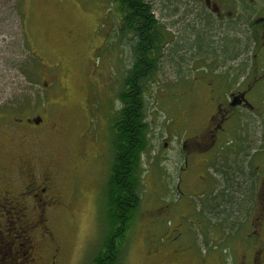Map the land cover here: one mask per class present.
Masks as SVG:
<instances>
[{"label":"rangeland","instance_id":"374dc122","mask_svg":"<svg viewBox=\"0 0 264 264\" xmlns=\"http://www.w3.org/2000/svg\"><path fill=\"white\" fill-rule=\"evenodd\" d=\"M146 1L169 34L153 79L143 83L147 147L141 154L140 200L113 264H154L149 260L150 247L165 243V233L177 223L183 241L200 246L203 235L198 232L203 225L191 224V210L197 212L196 206L208 193L196 185V169L183 157L191 151L187 139L205 135L203 126L220 98L208 90L209 75L201 66L209 61V47L224 37L225 45L239 54L228 60L227 71L230 62L246 67L247 25L263 2L210 0L226 14L221 28L219 19L208 25L207 17L198 14L205 0ZM16 4L17 0H0V144L11 146L15 168L33 166L37 174L49 173L60 201L48 209L53 240L63 254L59 264H85L98 255L115 221L108 200L113 156L110 119L115 121L118 93L133 60L129 35L119 30L111 0H25L26 46L19 42L21 9ZM31 55L36 69L28 66ZM250 101L255 103L254 96ZM37 115L46 121L36 130L39 138L23 142L6 132L7 126L34 128L17 119ZM229 130L225 136L237 135L234 126ZM5 155L10 157L11 152ZM2 162H7L5 157ZM199 172L205 175L204 168ZM10 209L0 206V259L7 256L4 248L10 244L14 252L18 248L14 261L20 264L32 248L21 234L25 223L16 213L11 214L12 222L5 217ZM39 212V206H32L29 216L36 226L47 227ZM209 219L210 232L216 235L215 219ZM38 230L34 227L36 248L47 254L46 229L41 228L45 236ZM35 264L47 261L35 254Z\"/></svg>","mask_w":264,"mask_h":264},{"label":"flooded vegetation","instance_id":"af4514ba","mask_svg":"<svg viewBox=\"0 0 264 264\" xmlns=\"http://www.w3.org/2000/svg\"><path fill=\"white\" fill-rule=\"evenodd\" d=\"M204 3L208 13L214 16V21L208 25L219 19L220 27L223 28L226 14L222 13L221 5L213 1L210 4V0H205ZM207 5H210V10ZM260 5L252 12L251 21L247 25L249 55L246 57V67L241 63L233 65L230 62L232 66L227 71V66L230 65L228 60L234 61L239 54L225 45L224 37L218 40V45L209 47V61L201 66L206 67L209 75L208 90L219 94L220 98L213 104L203 126L205 135L200 139L194 138L195 135L187 139L191 151L184 152L183 157L189 166L196 169V185L200 184L204 192L208 193V197L196 206L197 212L191 210V224L203 225V229L198 232L203 235L198 242L200 246L193 240L185 243L183 232L177 223L165 233L168 236L165 243L152 244L150 247L149 260L154 261V264H264V0ZM205 11L198 10L200 17L205 16ZM225 53L229 55H224ZM253 96L255 103L250 101ZM37 116L40 118L38 123L34 122L35 117L17 119L18 122L25 120L34 128L7 126L6 132L17 134L23 142L39 138L40 134L36 130H41L46 121L42 116ZM110 123L113 126L114 122ZM231 126H234L237 133L235 137L225 136L230 134ZM181 143L186 145L183 141ZM7 150L11 152L10 157L5 155ZM201 153L204 154L201 156ZM12 156L11 146L1 143L0 206L11 208L7 210V214L4 212L5 217L10 216L8 219L11 222V214L16 213V218L25 223L21 234L27 238L32 248L30 257L21 259L20 264H35V254L44 258L47 264H59L63 254L53 240L48 220V209L60 204L53 180L48 172L45 174V171H41L37 174L33 166L23 168L24 166L18 165L20 169L15 168L11 162ZM4 157L7 162H2ZM203 168L205 175L199 172ZM32 206L40 207L38 216L40 220L47 221V227L41 226L46 229L44 232H47V236L39 225L36 226V220L30 218L29 210ZM209 216L215 219L212 232L216 235L210 232ZM34 227H38L41 234L47 237V254L36 248L37 233L35 234ZM125 235L124 233L123 238L117 240L119 247ZM203 239L213 241L209 243ZM19 245L23 246V243ZM115 245L116 242L110 239L109 247L105 244L101 247V251H108V254L101 258L96 256L85 264H113L116 259L113 253ZM4 249L7 256L0 259V264H16L14 259L18 248L14 252L9 244ZM206 249L208 251L204 252Z\"/></svg>","mask_w":264,"mask_h":264},{"label":"trees","instance_id":"16d2710c","mask_svg":"<svg viewBox=\"0 0 264 264\" xmlns=\"http://www.w3.org/2000/svg\"><path fill=\"white\" fill-rule=\"evenodd\" d=\"M111 3L118 17L119 30L122 34L129 35L133 52L132 63L124 75L122 88L118 93V104L120 105L116 109L115 121L110 119V122L114 124L110 126L113 131L111 138L113 156L108 171L110 186L108 200L115 221L113 220L114 225L104 244L109 247L110 239L116 242L113 253L117 259L120 251L117 240L122 239L124 233L130 228L131 218L140 200L138 189L141 178V154L147 147L143 83L153 79V72L162 53V46L166 42L168 31H164V27L154 17L152 5L146 0H111ZM16 5L18 10L19 7L21 9L19 42L29 46L27 41L28 11L24 12L25 0H17ZM205 8L204 3L200 9L205 10ZM241 12L247 15V9H242ZM205 13L206 23H212L214 16L206 11ZM28 64L32 68H37L33 55ZM107 254L108 251L100 250L97 257H105Z\"/></svg>","mask_w":264,"mask_h":264},{"label":"water","instance_id":"95a60500","mask_svg":"<svg viewBox=\"0 0 264 264\" xmlns=\"http://www.w3.org/2000/svg\"><path fill=\"white\" fill-rule=\"evenodd\" d=\"M39 121H40V118L38 116L34 118L35 123H38Z\"/></svg>","mask_w":264,"mask_h":264}]
</instances>
